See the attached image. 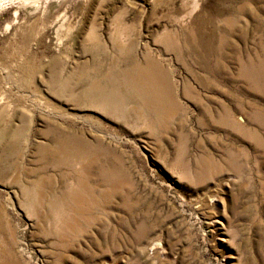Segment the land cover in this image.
I'll return each mask as SVG.
<instances>
[{
    "label": "rangeland",
    "instance_id": "rangeland-1",
    "mask_svg": "<svg viewBox=\"0 0 264 264\" xmlns=\"http://www.w3.org/2000/svg\"><path fill=\"white\" fill-rule=\"evenodd\" d=\"M0 264H264V0H0Z\"/></svg>",
    "mask_w": 264,
    "mask_h": 264
},
{
    "label": "bare ground",
    "instance_id": "bare-ground-1",
    "mask_svg": "<svg viewBox=\"0 0 264 264\" xmlns=\"http://www.w3.org/2000/svg\"><path fill=\"white\" fill-rule=\"evenodd\" d=\"M3 2H4V1H3ZM3 2H2V3H3ZM1 6H2V5H1ZM192 8H193V6H192ZM17 13H18V12H17ZM14 16H15V15H14ZM2 98H3V97H2ZM90 160H91V159H90ZM200 177H201V176H200ZM103 194H104V193H103ZM69 214H70V213H69ZM81 220H82V219H81ZM66 234H67V233H66Z\"/></svg>",
    "mask_w": 264,
    "mask_h": 264
}]
</instances>
